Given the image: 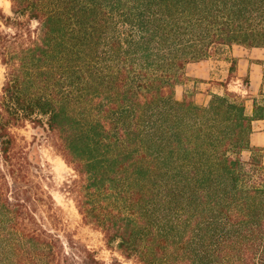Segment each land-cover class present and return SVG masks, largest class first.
Returning <instances> with one entry per match:
<instances>
[{
	"label": "trees",
	"instance_id": "trees-1",
	"mask_svg": "<svg viewBox=\"0 0 264 264\" xmlns=\"http://www.w3.org/2000/svg\"><path fill=\"white\" fill-rule=\"evenodd\" d=\"M6 1L0 264H104L66 232L13 132L27 123L73 170L82 223L124 261L264 264V163L241 157L243 100L226 87L205 107L175 97L188 64L264 50V0Z\"/></svg>",
	"mask_w": 264,
	"mask_h": 264
},
{
	"label": "crops",
	"instance_id": "crops-1",
	"mask_svg": "<svg viewBox=\"0 0 264 264\" xmlns=\"http://www.w3.org/2000/svg\"><path fill=\"white\" fill-rule=\"evenodd\" d=\"M185 79L175 88L178 100L190 94L196 105L205 107L211 96L222 95L225 87L240 96L244 114L251 121L248 150L241 156L248 160L253 150H259L264 163V50L241 46L224 49L219 56L188 64Z\"/></svg>",
	"mask_w": 264,
	"mask_h": 264
},
{
	"label": "rangeland",
	"instance_id": "rangeland-1",
	"mask_svg": "<svg viewBox=\"0 0 264 264\" xmlns=\"http://www.w3.org/2000/svg\"><path fill=\"white\" fill-rule=\"evenodd\" d=\"M9 8L10 4L8 1L0 0V9L6 15L10 13ZM223 52L224 50L219 51L213 54L212 57L219 56ZM3 77L4 68L0 65V88ZM13 132L17 138L18 144L32 150L36 155V160L40 166V174L45 179V181H43V187L51 195L55 205L59 208L62 223L73 241L84 245L87 249L94 252L97 259L104 264H110L113 259H117L123 264H131L124 261L117 253L110 251L105 246L102 235L98 231L82 223L72 200V196L66 188V184H69L74 178V172L66 165L62 158L54 152L46 133L40 128H34L29 123L23 128L14 129ZM241 157L243 160H247L246 155Z\"/></svg>",
	"mask_w": 264,
	"mask_h": 264
}]
</instances>
